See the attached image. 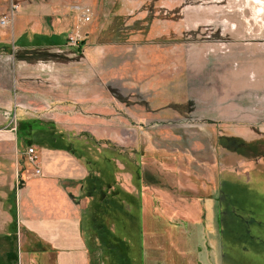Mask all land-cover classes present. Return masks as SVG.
Returning <instances> with one entry per match:
<instances>
[{
	"label": "rangeland",
	"instance_id": "374dc122",
	"mask_svg": "<svg viewBox=\"0 0 264 264\" xmlns=\"http://www.w3.org/2000/svg\"><path fill=\"white\" fill-rule=\"evenodd\" d=\"M74 2L92 15L81 50L0 52V132H22L26 152L54 131L94 163L105 198L138 218L127 237L108 224L133 264H264V0H68L67 36ZM188 194L205 197L204 237L184 219L196 202L178 207ZM221 208L249 234L217 223Z\"/></svg>",
	"mask_w": 264,
	"mask_h": 264
},
{
	"label": "crops",
	"instance_id": "0c3cea01",
	"mask_svg": "<svg viewBox=\"0 0 264 264\" xmlns=\"http://www.w3.org/2000/svg\"><path fill=\"white\" fill-rule=\"evenodd\" d=\"M16 1L21 8L10 29H0V43L15 44L21 51L67 47L69 31L62 8L68 0ZM8 7L0 0V16ZM23 137L14 129L0 132V259L13 255L16 261L11 264H91L80 199L86 166L65 150L38 146L41 175H35L26 160ZM210 211V217L214 216ZM6 237L19 238V254L5 250ZM164 238L159 234L156 240ZM131 252L130 248L129 256Z\"/></svg>",
	"mask_w": 264,
	"mask_h": 264
},
{
	"label": "trees",
	"instance_id": "16d2710c",
	"mask_svg": "<svg viewBox=\"0 0 264 264\" xmlns=\"http://www.w3.org/2000/svg\"><path fill=\"white\" fill-rule=\"evenodd\" d=\"M83 47V42L81 43V46L78 47V51L81 50ZM10 46L0 43V52L1 51H9ZM34 52L36 50H28L23 52ZM29 134V132L27 133ZM61 134H57L54 131H48L44 129H36L33 132V136H35L36 143L39 144H46L51 149L55 150H65L69 152L71 155L81 158L82 156L77 152L79 149L64 144V140H62ZM60 136V137H59ZM88 165H94L89 159L85 160V166L88 168ZM102 182L100 178L94 174H91L88 172V175L83 179L82 187H83V197L87 198L89 200V206L85 210H83V218H84V231L88 234L91 233V240L97 241L99 247L101 248V253L103 256V260L106 261L108 264H133L132 258L129 256V249L130 246L128 242H126L120 235L119 232H115L111 230V228L108 227V224H112L117 229H122L124 232H121L123 236H126L128 232L132 231V228H125L124 226V220L128 221L129 224L133 227L135 225L137 226L138 218L134 217L131 214H128L125 210L122 204H120L118 201L110 200L108 198H105L104 191L102 190ZM213 193V194H211ZM211 199H218V193L209 190V196ZM185 196V195H184ZM209 196L207 198H209ZM189 198V200L185 204L179 203L180 206L184 207L186 209H189L192 203L196 202V209L194 214L191 213V216H189L190 221L193 223V226L196 227L197 232L200 236H203V233L205 232V223H207V218H205V213L202 210L203 207V200H205V197L202 199L200 197L195 198L194 196H191L188 194L186 196ZM191 197V198H190ZM192 198H195L196 200H191ZM175 203V202H174ZM193 207V206H191ZM229 215V216H228ZM217 216V215H216ZM223 217V218H221ZM235 219V221L233 220ZM227 223L226 225H240L239 218L235 216L230 210H227L225 212L222 209V213L218 215L217 223H221V221L224 223ZM107 222V224H106ZM253 221H251L252 223ZM244 228L243 225H240ZM134 229V228H133ZM126 233V234H125ZM242 233L249 234V232L242 230ZM211 236H214L212 233L209 234ZM204 237V236H203ZM216 239V238H215ZM254 240V239H253ZM252 240V241H253ZM217 241V240H216ZM257 242V239L254 240ZM253 243V242H252ZM92 247V246H91ZM35 256H37L35 254ZM38 258V256H37ZM11 260L16 261V256H11Z\"/></svg>",
	"mask_w": 264,
	"mask_h": 264
},
{
	"label": "built area",
	"instance_id": "2783aa9c",
	"mask_svg": "<svg viewBox=\"0 0 264 264\" xmlns=\"http://www.w3.org/2000/svg\"><path fill=\"white\" fill-rule=\"evenodd\" d=\"M1 1L9 4V8L7 13L0 17V26L9 27L13 24L14 17L19 12L21 4L16 0ZM70 11L74 16V25L71 28L70 34L66 38V45L69 48L80 47L83 42V37L85 36L83 26L92 19L91 9L80 2H74L70 5ZM26 160L31 166H33L32 173L35 175H41L40 158L35 147L31 146V148H28L26 151Z\"/></svg>",
	"mask_w": 264,
	"mask_h": 264
}]
</instances>
